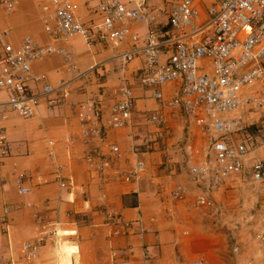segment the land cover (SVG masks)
I'll list each match as a JSON object with an SVG mask.
<instances>
[{
  "label": "crops",
  "instance_id": "obj_1",
  "mask_svg": "<svg viewBox=\"0 0 264 264\" xmlns=\"http://www.w3.org/2000/svg\"><path fill=\"white\" fill-rule=\"evenodd\" d=\"M42 2L16 0L12 12L0 9V30L9 31L6 37H0V45L8 42L17 46L26 35L39 43L49 41L41 26ZM78 12L82 19L87 18L81 4ZM131 26L139 35L145 31L142 23ZM69 44L74 49L72 73L59 55L31 63V72L41 75L43 82L72 79L65 100L50 112L40 107L29 118L13 112L0 118V138L8 146V153L0 160V217L6 218L7 228L4 233L0 223L2 264L18 257L23 241L35 239L36 218L55 221L59 231L66 233L60 239L73 249L59 252L48 241L28 264H190L197 259L205 264H264V241L256 237L264 224V182L251 179L252 158L264 157V115L245 107L239 109L244 114L245 130L257 131L250 134L260 145L245 155L239 173L224 177L210 191L212 206L195 208L193 200L199 187L187 174L181 145L186 137L193 146L202 145L206 136L180 111L169 113L171 132L165 148L173 163L172 169H165V152L155 141L156 126L145 121V115L157 104L134 75L142 59L134 58L120 71V54L128 47L126 43L86 45L80 37H73ZM163 58L161 55L159 59ZM123 79L134 95L128 123L108 129L103 143H84L75 104L98 97L105 118ZM39 86L40 82H29L33 91ZM161 89L169 96L175 86L165 84ZM6 96L0 89V101ZM109 143L118 146L121 157L112 162L106 178H102L86 164L84 156L96 147L106 153ZM132 145L143 151L140 157L144 169L136 183L118 179L115 173L116 168L131 166ZM48 149L52 157H48ZM57 176L70 177L71 190L60 187ZM18 182L27 188L25 193H17ZM175 184L185 189L180 200L169 195ZM4 207L8 208L6 213ZM105 207L126 219H139L147 230L111 235L104 224ZM232 245H236V251L231 250Z\"/></svg>",
  "mask_w": 264,
  "mask_h": 264
},
{
  "label": "built area",
  "instance_id": "obj_2",
  "mask_svg": "<svg viewBox=\"0 0 264 264\" xmlns=\"http://www.w3.org/2000/svg\"><path fill=\"white\" fill-rule=\"evenodd\" d=\"M15 4L16 0H0V9L10 13ZM80 4L87 13L85 19L79 15ZM40 10L42 31L49 37L48 42L39 43L26 35L17 46L8 42L0 45V89L7 94L0 101V118L8 112L29 118L40 107L50 112L65 100L72 79L54 84L43 82L41 75L31 72V63L59 55L72 73L74 49L69 41L73 37H80L86 45L126 43L119 68L124 71L131 60L142 59L134 75L157 104L145 115V121L156 126L155 141L165 152L162 166L170 170L173 163L165 148V139L171 132L169 113L180 111L206 136V142L199 146H193L186 137L181 150L187 174L199 187L193 206H212L210 191L224 177L239 173L245 155L260 145L245 130L244 114L239 109L245 107L264 115V0H44ZM134 23L145 25L142 35L132 28ZM8 33L7 29L0 30V37ZM30 81L40 82L39 89L31 90ZM165 84L175 86L173 94L164 95L161 86ZM133 101L132 90L123 79L105 118L98 97L77 102L76 116L84 143H103L108 129L126 125ZM7 153L8 146L0 138V160ZM141 153L135 145L129 148L131 166L116 168L118 179L132 183L139 180L144 169ZM47 155L52 157L51 149ZM120 157L118 146L109 143L106 153L96 147L84 160L106 178L107 168ZM251 179L264 182V157L252 158ZM57 182L62 188L73 187L70 177L57 176ZM16 191L23 194L27 188L18 182ZM184 191L182 185L175 184L169 195L180 200ZM7 210L3 208L4 213ZM103 212L111 235L147 230L139 219H126L110 207L103 208ZM0 223L7 233L6 218L1 216ZM63 234L66 233L59 231L55 221L36 218L35 239L23 241L18 257L8 264H28L48 241L59 251ZM256 237L264 241V224ZM231 250L236 251V245ZM190 264L205 263L197 259Z\"/></svg>",
  "mask_w": 264,
  "mask_h": 264
},
{
  "label": "rangeland",
  "instance_id": "obj_3",
  "mask_svg": "<svg viewBox=\"0 0 264 264\" xmlns=\"http://www.w3.org/2000/svg\"><path fill=\"white\" fill-rule=\"evenodd\" d=\"M249 127V126H248ZM256 129V128H255ZM250 133H252V134H254V135H256L257 134V131H251ZM236 139V137H234V140ZM191 142V141H190ZM68 244H67V242H65L63 239H60V241H59V252H62L63 250H65V251H68V250H70V249H73L72 247H69V246H67Z\"/></svg>",
  "mask_w": 264,
  "mask_h": 264
}]
</instances>
